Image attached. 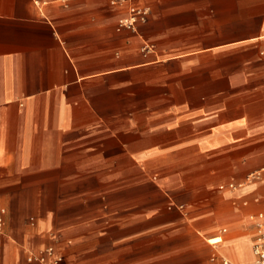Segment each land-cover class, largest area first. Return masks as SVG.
Returning <instances> with one entry per match:
<instances>
[{
  "label": "crops",
  "instance_id": "1",
  "mask_svg": "<svg viewBox=\"0 0 264 264\" xmlns=\"http://www.w3.org/2000/svg\"><path fill=\"white\" fill-rule=\"evenodd\" d=\"M112 1L0 0V264L253 263L264 0Z\"/></svg>",
  "mask_w": 264,
  "mask_h": 264
},
{
  "label": "built area",
  "instance_id": "2",
  "mask_svg": "<svg viewBox=\"0 0 264 264\" xmlns=\"http://www.w3.org/2000/svg\"><path fill=\"white\" fill-rule=\"evenodd\" d=\"M125 0H113L112 3H121ZM149 13V8L146 5L130 4L127 8V13L117 20V29L135 30L139 23L144 22ZM264 55V49L261 50ZM258 234L254 244L255 260L253 263L245 264H264V209L259 211L256 215ZM2 217H0V229L2 226ZM28 261H38L41 264H60L61 257L54 253L52 247L40 251L37 254H29ZM222 264H233L228 259L222 258Z\"/></svg>",
  "mask_w": 264,
  "mask_h": 264
}]
</instances>
